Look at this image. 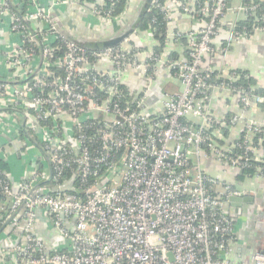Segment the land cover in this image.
<instances>
[{"label":"built area","instance_id":"obj_1","mask_svg":"<svg viewBox=\"0 0 264 264\" xmlns=\"http://www.w3.org/2000/svg\"><path fill=\"white\" fill-rule=\"evenodd\" d=\"M133 1L114 17L120 0H0V32L8 38L0 41V160L17 176L0 169V264H238L230 259L235 224L225 205L241 194L230 187L218 194L220 183L202 160L247 168L249 159L234 157L235 148L254 153L248 133L260 135L259 144L264 133L250 124L241 144L220 147L212 131L221 124L206 102L211 91L228 90L244 108H258L264 95L241 83L238 71L204 65L227 0H169L206 19L174 36L186 40L184 59L142 53L128 42L89 51L55 23L54 9L85 7L106 30ZM153 10L167 24L166 45L173 13L164 0H153ZM127 69L150 83L167 70L183 90L165 95L152 112L149 87L128 100ZM248 264H264V251Z\"/></svg>","mask_w":264,"mask_h":264},{"label":"crops","instance_id":"obj_2","mask_svg":"<svg viewBox=\"0 0 264 264\" xmlns=\"http://www.w3.org/2000/svg\"><path fill=\"white\" fill-rule=\"evenodd\" d=\"M183 1L192 2L193 0ZM260 1L264 2V0ZM165 2L170 7L173 18L168 25L167 37L170 41L162 51L172 58L184 59L186 40L184 37L174 38V36L176 34L185 36L206 23L203 24L192 16L184 14L174 7L169 0H165ZM140 3L141 0H134L132 5L128 6L126 16L121 20L126 23ZM244 5L245 0H227L226 12L219 25V34L213 40L215 51L205 58L204 65L221 74H227L231 71L242 72L249 79H252V88L264 90V30L257 29L251 36L235 31L237 25L246 19L242 9ZM54 16L60 25L66 26L71 32L86 38H105L121 29L125 24L117 27L116 21L113 22L116 27L114 31L112 29L113 23L104 30L96 17L85 7L61 6L54 9ZM126 18L128 19L126 20ZM7 39L6 34L3 35L0 32V41L6 43ZM127 42L128 47L137 45L142 53L154 52L153 50L159 46V42L152 31H140L139 27L122 45H126ZM122 83L134 98L149 87L148 109L155 113L160 111L161 101L165 95L183 90L180 80L167 70H160L158 77L150 83L143 72L127 69L122 76ZM206 104L210 113L221 124L212 131L220 147L235 146L234 142L241 139L244 132L247 134V127L250 124H258L264 133V112L256 107L244 108L237 94L228 90H213L210 92ZM228 117H237L238 122L235 125L227 126L229 135L225 137L224 129L226 126L224 122L230 119ZM248 136L251 140L255 139L251 133H248ZM254 155L256 162H262H257V164H264V143L259 144ZM202 166L210 176L218 179L220 183L216 188L218 194H224L226 189L230 187L241 194V197L252 199L248 203L241 204L240 207L234 206L229 201L225 205L227 214L235 224V239L230 246V259L234 263L245 262L248 264L256 253L264 251V176L247 177L238 181L237 176L240 170L224 165L213 156L203 159ZM11 177L14 178V174ZM40 231L44 232L43 238L48 240L49 236L45 231L43 229Z\"/></svg>","mask_w":264,"mask_h":264},{"label":"trees","instance_id":"obj_3","mask_svg":"<svg viewBox=\"0 0 264 264\" xmlns=\"http://www.w3.org/2000/svg\"><path fill=\"white\" fill-rule=\"evenodd\" d=\"M202 1H206V0H202ZM164 3L166 4L165 0H164ZM245 6H247L248 8H252V9L248 12V14H245L246 15L245 21L239 23L237 27L235 28V31L239 34L246 33L247 36H250L254 33L256 28L264 27V2L260 0H245ZM126 7H127V0H120V2H118L113 8L112 14L114 15V17H119L125 11ZM11 8L13 12H16V13L21 12L20 7L17 5H12ZM154 17L157 19V21L156 23L152 24V20ZM192 17L195 18L196 20H199L203 24L206 23V19L203 17H198V16H192ZM203 26L204 25H202V27ZM139 29L140 31H152V33L154 34V37L159 42V46L156 47L153 51L157 52L158 54L161 53V51L163 50L165 46L166 30H167V24L163 20V15L161 14V12H159L158 10H153V12L148 13L142 20L139 26ZM141 50L146 51L144 49H141ZM239 74L242 75L241 83H243L244 85L248 87L253 86L252 79H249L247 75L242 72H239ZM127 93H128V100L132 101L134 99V96H132L128 91ZM253 93L256 95H264V90L254 89ZM258 108H260L262 112H264V103L259 104ZM228 118H231V117H228ZM224 135L225 137H228L229 135V130L227 127H225L224 129ZM243 137H245V132L243 133L241 139L236 140L234 142L235 145L241 144ZM259 137L260 135H258L254 139L255 148L259 147V144H258ZM34 141H36L37 143H40L38 142V139H35ZM235 151H236L235 155H233V153H230V155H233L234 157L241 156V157H245L249 159L248 167L240 170V173L237 176L238 181L244 180L247 177H254V176H260V175L264 176V164H257L256 157L253 152H246L244 147L242 149H239L237 147L235 148ZM0 169L8 172V174H12L11 166L9 165V163L5 161L0 160ZM15 178L17 179V176L14 174V180Z\"/></svg>","mask_w":264,"mask_h":264},{"label":"water","instance_id":"obj_4","mask_svg":"<svg viewBox=\"0 0 264 264\" xmlns=\"http://www.w3.org/2000/svg\"><path fill=\"white\" fill-rule=\"evenodd\" d=\"M153 0H141L140 5L131 15L130 19L122 26L121 29L105 38H86L82 35L75 34L68 27L62 26L55 20L59 32L72 43L89 51H102L106 48L119 47L126 42L132 34L138 29L144 17L148 14ZM234 154V151H231ZM258 163H262L257 161ZM249 198L241 196H231L229 202L234 206H239L248 203Z\"/></svg>","mask_w":264,"mask_h":264},{"label":"rangeland","instance_id":"obj_5","mask_svg":"<svg viewBox=\"0 0 264 264\" xmlns=\"http://www.w3.org/2000/svg\"><path fill=\"white\" fill-rule=\"evenodd\" d=\"M127 19H128V18H126V20H127ZM115 22H116V21H115ZM124 23H125V21H122V20H120V21H117V23H116V24H115V23H113V25H112V26H113V28H112V29H113V31H114V30H115V28H116V27H115V25H116L117 27H120V26H121V25H123ZM114 24H115V25H114ZM133 39H135V36H133ZM133 39H132V41H134Z\"/></svg>","mask_w":264,"mask_h":264}]
</instances>
